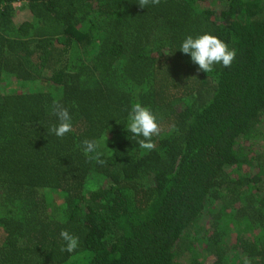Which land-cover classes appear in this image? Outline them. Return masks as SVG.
I'll return each instance as SVG.
<instances>
[{"label": "trees", "instance_id": "16d2710c", "mask_svg": "<svg viewBox=\"0 0 264 264\" xmlns=\"http://www.w3.org/2000/svg\"><path fill=\"white\" fill-rule=\"evenodd\" d=\"M203 33L230 67L178 50ZM0 264H264V0H0Z\"/></svg>", "mask_w": 264, "mask_h": 264}, {"label": "clouds", "instance_id": "9594fccd", "mask_svg": "<svg viewBox=\"0 0 264 264\" xmlns=\"http://www.w3.org/2000/svg\"><path fill=\"white\" fill-rule=\"evenodd\" d=\"M158 2V0H142V4ZM178 50L189 55L191 61L202 71L209 73L217 64L230 67L236 52L229 49L228 45L211 33H203L196 36L188 35L179 45ZM54 113L58 118V124L48 131L57 137H64L72 130V116L69 110L62 105H54ZM126 131L136 139L140 148L153 150L155 143L152 140L154 135L159 134V123L156 115L150 108L141 103L134 104L128 114ZM142 137V138H141ZM85 154L95 152L98 144L95 139H85L83 142ZM66 246L63 250L71 253L77 249L79 238L70 234L67 230L61 232Z\"/></svg>", "mask_w": 264, "mask_h": 264}, {"label": "rangeland", "instance_id": "374dc122", "mask_svg": "<svg viewBox=\"0 0 264 264\" xmlns=\"http://www.w3.org/2000/svg\"><path fill=\"white\" fill-rule=\"evenodd\" d=\"M15 6H16V8H17L18 10H24V9H23V5L18 4V5H15Z\"/></svg>", "mask_w": 264, "mask_h": 264}]
</instances>
